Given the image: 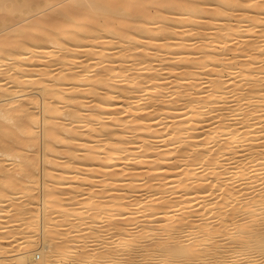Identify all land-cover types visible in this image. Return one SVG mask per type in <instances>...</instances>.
<instances>
[{
	"label": "bare ground",
	"instance_id": "bare-ground-1",
	"mask_svg": "<svg viewBox=\"0 0 264 264\" xmlns=\"http://www.w3.org/2000/svg\"><path fill=\"white\" fill-rule=\"evenodd\" d=\"M0 220V264H264V0H0Z\"/></svg>",
	"mask_w": 264,
	"mask_h": 264
},
{
	"label": "rangeland",
	"instance_id": "rangeland-1",
	"mask_svg": "<svg viewBox=\"0 0 264 264\" xmlns=\"http://www.w3.org/2000/svg\"><path fill=\"white\" fill-rule=\"evenodd\" d=\"M176 5H177V4H176ZM176 5H175V7H176ZM47 12H48V10H47ZM37 17H39V16H37ZM29 24H30V23H27V22H26V24L24 23V25H26V26L29 25ZM36 31H38V30H36ZM36 31L34 30V34H35ZM232 43H234V42L232 41ZM230 45H231V44H230ZM82 58H83V57H82ZM82 58H81V57L79 58V61H80V62H81V59H82ZM83 59H84V58H83ZM83 59H82V60H83ZM79 61L77 60L76 62H79ZM41 63H43V62H37V63H36V64H38L37 67L42 68L43 65H42ZM43 64H44V63H43ZM39 65H40V66H39ZM39 68H37V69H39ZM34 69H36V68H34ZM55 72H56V71H55ZM33 74H35V72H33ZM53 74L56 75L57 72H56V73L53 72ZM53 76H54V75H53ZM226 77H227V78H226ZM226 77H225V80H226V79H229V80H230V78L232 79L231 76H230V77H229V76H226ZM228 77H229V78H228ZM226 81H228V80H226ZM27 93H28V92H27ZM32 93L35 94L34 96H36V94H37V93H34V92H32ZM32 93H28V94H32ZM38 95H39V94H38ZM38 95H37V97L39 98L40 96H38ZM32 96H33V95H32ZM39 100H41V99L39 98ZM85 101H86V102H85V106H82V107H81V110H89L90 107H91V105L93 104V103H91L92 99H88V100H85ZM115 103H116V102H115ZM120 106H121V104H117V105H115V106H113V107H115V109H116V107L119 108ZM142 108H143V107H140V108L138 109V112H137L138 114H139V113H142V111H143ZM109 109H110V107H106V108H105V110H109ZM122 109H123V108H122ZM67 111H68V110H67ZM123 114H124V113H123ZM123 114H121L120 116L118 115L117 118H124V117H126V118L129 120V117H130V118L133 117V116H129V117H127V116L129 115L128 113H126L127 116H126V115L123 116ZM39 115H40V118H41V117H42V114L40 113ZM105 117H106V115H105ZM171 121L173 122V121H175V119H173V120H171ZM40 126H41V127L38 128V131H39V140H38L39 147L36 146L35 148H32L33 151H30V152H33V154L36 153L37 151H38V152L40 151L39 154H38V152L36 153V155L38 154L37 156L39 157L38 160L36 161V163L39 161V162H38L39 166H38V164H37L38 171H39V172H38V176H39V178H34V179H33V180H34V181H33V182H34L33 184H36V187H38V188H36L35 185H34V187L36 188L37 191H36L35 189H34L35 191L32 190L33 192H31V194L33 193L34 195L32 194V198H30L31 201L29 200V197H28V200H29V201L26 200L27 197H26V196L24 197V195H25L24 193H23V194H22V193H21V194L19 193L20 196H19V197L17 196L18 198H20L19 200H21L22 198H24V199H22V202H24V204H25V202L27 201L25 207H28V206H29L28 208H26L27 211L25 212L24 216H21V217H24V218H26V219H28V217H29V213H28V211H30L32 208H34V207H35L34 205H37V203H40V202H41L42 196H43V194H44V186H45V183H46V182H47V183H48V182H52V180H50V179H53V178H51V176H52V175H53V176H56V175L58 174V170L56 169V170H52L53 172H52V171L50 172V174H52V175H50V177L46 178V177L44 176V170H45L48 166H47L46 163H44V159H42L43 156H42V152H41V151H42L41 147L43 146V137H42L41 135H42L43 132H41V131H43V126H42V124H40ZM41 128H42V129H41ZM82 128H84V127H82ZM82 128H80L79 130L82 131V130L85 129V128H84V129H82ZM81 129H82V130H81ZM155 129H156V128H155ZM41 137H42V139H41ZM203 137H204V136H202L201 138L203 139ZM129 139H130L131 141H135V140H133V139H136V138H135V137H133V138L130 137ZM166 140H168V139H165V141H166ZM156 141H157V140H156ZM162 141H163V142H162ZM165 141H164V139H161V140H158L157 142H153V143H152L153 145H156V143H157V145H156L157 147H156V146H153V147H155V149H156V148L159 149V148H161L162 143H165ZM41 143H42V144H41ZM37 145H38V144H37ZM160 145H161V146H160ZM163 145H164V144H163ZM159 146H160V147H159ZM38 148H39V150H38ZM153 149H154V148H153ZM153 149H152V152L155 151L154 153H156V150H157V149H156V150H153ZM60 151H62V150H60ZM103 151H104V149H101V150H99V153H103ZM159 151L162 152L163 150L159 149L158 152H159ZM30 154H32V153H30ZM174 154H175V156H174V155H173V156H174L175 158L178 159V156L176 157V153H174ZM162 155H163V154H162ZM41 156H42V157H41ZM165 156L167 157V155H164V156H162V157H165ZM174 157L172 158V165H173V166L175 165V167H178V170H175V171H181L182 169H179V168H182V167L180 166L181 163H180L178 160H175L176 163H175V162L173 163V160L175 159ZM13 160H14V158H13V157H10V159H8V161H7L6 164L8 165V166H7L8 171H10L11 173L14 172V174H15V172H16V171H14V170H15V166H14V162H15V160H14V161H13ZM35 160H36V159H35ZM42 160H43V164H42V162H41ZM12 163H13V164H12ZM113 163H114V162H113ZM116 163H118V162H116ZM161 163H162V164H161V168H160L159 170L157 169L156 171H154V170H151V171H150L149 169H147V167H148V168L151 167V166H149V165H148L147 167L145 166L146 168L143 167V168H144L143 170L145 171V169H147L148 172H146V171H147V170H146V171H145V175H144V177H143V178L140 177L139 179H140V180H141V179H143V180L145 179V180H146L147 177L152 178V177L150 176L151 174H152V176L155 175V176H153V177H156V175H157V176L160 177L161 179L157 177L158 180H155L156 182L153 180V181L150 182L149 184H151V183L154 182V183L151 184V185H154L155 183H157V184H155V185H158V186L165 185V184H166L165 182H167V181L170 180V179H169V178H166V179H165L164 177H165L166 175H167L166 177H169L170 175H172V174H174V173H176V172L173 171L174 169H169V168H168V163H169V162L167 163V161H162ZM177 163H178V164H177ZM41 165H42L44 168H42ZM130 165H131V166H130ZM130 165L128 166V165H126V164H124V163H123V164L120 163L119 165L114 166L113 169L116 170V171H118V173H121L122 171L125 172V170H124L125 168H126V169H128V168H129V169H130V168H133V166L135 167L136 164H130ZM165 165H167V166H165ZM45 166H46V167H45ZM127 166H128V167H127ZM162 166H163V168H162ZM179 166H180V167H179ZM166 168H167L168 170H167ZM41 169H42V170H41ZM129 169L126 170V174H129L128 171H129L130 173H131V172L133 173V170L131 171V170H129ZM176 169H177V168H176ZM97 170L103 172V169H99V168H98ZM153 171H154V172H153ZM42 172H43V178H42L43 180L41 179ZM124 172H123V173H124ZM55 173H56V175H55ZM123 173H122V174H123ZM134 173H135V172H134ZM12 174H13V173H12ZM78 174H79V173H76V172H75V173H71V176H72V177H70V178L67 177V179H65V180L63 181V183H62L63 186H61V185H59V186H58V185L55 186V188L52 189L53 192H56V191H59V190H63L65 187H67L69 184H71L73 181H75V178L78 176ZM124 174H125V173H124ZM146 175H147V176H146ZM117 177L120 178V177H122V176L120 175V176H117ZM162 177H163V179H162ZM128 178H129V179H128ZM134 178H135V177H129V176H128V177L126 178V181L129 182V180L134 179ZM157 178H156V179H157ZM20 179H25V178H20ZM35 179H36V181H35ZM37 179L39 180V182H38ZM171 179H172V178H171ZM91 180H92L93 182H90V183L87 182L88 184H85V183H84V184H82V185L80 184L81 187H80L79 185H74V186L71 185L72 188L70 187V190H72V192H71V191H67V192H66V191L63 190V194L60 195V198L62 197V198H61L62 200H71V198L75 197V198H74L73 200H71V201H72V202H73V201L76 202V198L80 197V196L82 195L83 191H84L83 195H85V194H86L85 192H87V191L90 192V191L97 190V187H99V186H97V185H99L100 183L97 184V185L95 186V185H94V184H95V178H93V179L91 178V179H89L88 181H91ZM143 180H141V182H142ZM145 180H144V181H145ZM147 180H148V179H147ZM147 180H146V181H147ZM162 180H164V181H162ZM126 181H125V182H126ZM146 181H145V182H146ZM158 181H159V182H158ZM242 181H243V180H241V181H239V182L241 183ZM130 182H131V181H130ZM130 182H129V183H130ZM161 182H164L165 184H164V183H161ZM129 183H125L126 186L121 187L122 189H124V191L122 190V192H128V187L131 185V184H129ZM43 184H44V185H43ZM115 184L117 185L118 183H115ZM42 186H43V187H42ZM94 186H95V187H94ZM242 186H244V185H242ZM242 186H241V187H242ZM262 186H263V185H262ZM40 187H41V188H40ZM77 187H78V188H77ZM119 187H120V186L115 187V191H117V188L119 189ZM260 187H261V185H260ZM42 188H43V189H42ZM89 188H91V189H89ZM95 188H96V189H95ZM126 188H127V190H126ZM207 188H208V187H207ZM238 188H240V186H238ZM238 188L236 187L235 190L237 189V191H238ZM257 188H258V190H259V187H257ZM257 188H256V189H257ZM93 189H94V190H93ZM143 189H144V188H143ZM242 189H243V188H241V189H239V190H242ZM247 189H248V188H247ZM42 190H43V191H42ZM76 190H77V191H76ZM245 190H246V188H245ZM15 191H17V190H15ZM15 191H14V192H15ZM18 191H20V190L18 189ZM39 191H40V192H39ZM41 191L43 192V194H42ZM80 191H81L82 193H81ZM143 191H144V190H143ZM143 191H142V192H143ZM246 191H247V190H246ZM38 192H39V193H38ZM76 192L80 193L81 195L78 194V193H76ZM243 192H244V190H243ZM17 193H18V192H17ZM64 193H65V194H64ZM72 193H73V194H72ZM74 193H75V194H74ZM113 193H114V192H113ZM113 193H112V194H113ZM19 194H18V195H19ZM69 194H70V196H72V195H73V196H72V197H70V196L67 197V195H69ZM114 194H115V193H114ZM64 195L66 196V198H65ZM76 195H77V196L80 195V196L77 197ZM22 196H23V197H22ZM38 196H39V197H38ZM109 196H112V195L110 194ZM21 197H22V198H21ZM37 197H38L39 199H38L37 202H36L35 199H37ZM187 197H188V196L184 197V200H185ZM34 198H35V199H34ZM68 198H70V199H68ZM33 199H34V200H33ZM78 199H81V198H78ZM15 200H16L17 202H16ZM15 200H14V203H19V202H20L17 198H16ZM24 200H25V201H24ZM32 200H33L34 203L32 202ZM175 200H176V199H175ZM77 201H78V200H77ZM176 201H177V200H176ZM30 202H31V203H30ZM27 203H28V204H27ZM31 204H32L34 207H32ZM27 205H28V206H27ZM30 205H31V207H30ZM38 206H39V205H38ZM8 209H9V208H8ZM194 211H195V210H194ZM26 214H27V215H26ZM210 214H211V213H210ZM210 214H209V215H210ZM39 215H40V213H39ZM27 216H28V217H27ZM103 216H104V215H102L101 218H100V216H99V217H97V219L99 218V220L101 219L100 221H102ZM206 216L208 217V214H206L204 217H206ZM52 217H54V216H52ZM104 217H105V216H104ZM119 217H120V216L117 217L118 220L120 219ZM155 217H156L155 219L161 220V216H158V215H157V216H155ZM157 217H158V218H157ZM159 217H160V218H159ZM115 218H116V217H115ZM145 218H146V217H145ZM97 219L94 218V220L96 221V223H97V221H98V224L101 223V222H99V220H97ZM103 219H105V218H103ZM7 220H8V218H5V221H7ZM35 220H40V216H38L37 219H35ZM122 220H123V219H122ZM1 221H4V220H0V223H2L0 226H2L3 223H4V222H1ZM103 221H104V220H103ZM23 222H24V221H23ZM23 222H22V223H23ZM19 223H21V221H19ZM22 223H21V224H22ZM157 223H159V222H158V221L155 222V224H157ZM148 224L151 225V223H148ZM161 224H162V223H161ZM157 226L160 227V223H159V225L157 224ZM0 228H1V227H0ZM10 228H11V227H10ZM13 228H14V227H13ZM13 228H12V229H13ZM70 229H73V228H70ZM8 230H9V229H8ZM96 230H97V229L91 231L90 233H89V231L85 230V231L88 232L90 235H89V234H86L85 231H84L85 233H84V232H83V233H84V235H88V236H91V235H97L98 232H97ZM158 230H159V231H158L157 233H159V232L161 231L160 229H158ZM95 232H96V233H95ZM35 233H36V232H35ZM8 234H9V233H8ZM8 234L5 235L6 238L4 239V241H5V242H4V245H5V246L8 245L7 249L11 250L10 246H12L13 244L15 245V244L18 242V239H19V238H18V236H17V239H16V236H15L13 233H10V234H12V235L9 234L10 236H9ZM7 235H8V236H7ZM13 235H14V236H13ZM7 237H8V239H7ZM12 237H14V238H15L14 240H17V241H16V242L13 241L14 243L11 244L10 242H12V240H13ZM10 238H12V239H10ZM37 238H38V240H36V243H37L38 245L36 246V248L40 245L39 243H41V241L39 240V239H41L40 236L37 237ZM6 239H7V241H6ZM92 239H93V238H92ZM97 240H98L99 242H102V239H100V238L97 239ZM97 240H93V241H97ZM100 240H101V241H100ZM93 241H92V242H93ZM98 241H97V243L94 242L96 246H95L94 243H92V242H91V243H92L93 245L90 244V243H88L89 248L91 247V249H92V248L94 249V248H98L100 245L102 246V243H99ZM6 242H8V244H7ZM9 243H10V244H9ZM68 243H69V242H68ZM98 243H99V245H97ZM71 244H72V243H71ZM77 244H78V243H77ZM79 244H81V245L83 244V245H84V243H81V242H80ZM89 244H90L91 246H90ZM85 245H86V244H85ZM92 246H93V247H92ZM80 247H81V246H80ZM12 248H13V247H12ZM36 248H35V249H36ZM38 250H40V249H37L36 252H37ZM34 251H35V250H34ZM13 253H15V252L13 251ZM37 253H39V251H38ZM9 254H12V252H9ZM41 256H42V255H41ZM36 259H37V260L39 259L38 256L36 257ZM37 260H36V261H37Z\"/></svg>",
	"mask_w": 264,
	"mask_h": 264
}]
</instances>
